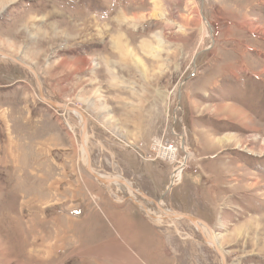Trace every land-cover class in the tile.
I'll return each instance as SVG.
<instances>
[{
  "label": "rangeland",
  "instance_id": "374dc122",
  "mask_svg": "<svg viewBox=\"0 0 264 264\" xmlns=\"http://www.w3.org/2000/svg\"><path fill=\"white\" fill-rule=\"evenodd\" d=\"M0 50L85 114L110 184L77 115L0 57V264H221L107 177L206 222L227 264H264V0H0Z\"/></svg>",
  "mask_w": 264,
  "mask_h": 264
},
{
  "label": "water",
  "instance_id": "95a60500",
  "mask_svg": "<svg viewBox=\"0 0 264 264\" xmlns=\"http://www.w3.org/2000/svg\"><path fill=\"white\" fill-rule=\"evenodd\" d=\"M0 57L12 60L14 63L18 64L19 66H21L22 68H24L25 70H27L28 72L33 74V76H35L36 82L38 83V86H39V84H41V80H40L37 72L35 71V69L32 66L28 65L27 63H25L21 59H19L17 57H13L10 54H7V53H5L3 51H0ZM37 94H38L39 99L43 103L51 106L54 109L63 110V111L66 110L69 113H72V114L73 113H78V114H80L82 116V119H83V130L80 133L79 139H80V146H82L81 150L83 149L85 151V153H86V147H87L86 140H87V134H88V119L85 116V114L83 112H81L80 110L76 109V108H73V107H69L68 108V107H65L61 103H57V102L49 99L48 97H46V95H44V92L39 91V93H37ZM83 150H82V155L84 157ZM86 155H87V164L90 165V168L87 167V166H85V168L90 173V175L97 181V183L99 185H101L103 188H105L109 192V188H108L109 185L107 183L106 184L103 183L100 180V177H99L100 175L94 170L93 165H92V159H91V157L89 155L88 150H87ZM172 186L173 185L171 184L169 186V188L172 187ZM134 192L136 194H138V196H140L141 198L143 197L144 200H148V201L152 202L154 204L155 208L157 209V213H160L164 217V220H185V221H188L191 224H193L199 230L200 234H202V236H203V238L205 240V243L210 245V247H212L213 251L219 256V258L221 259V264H227L226 257L224 255V253L222 252L221 248L219 247V244H218V241H217V239H216V237L214 235V232L212 231L211 227L206 222H204L203 220H201L199 218H196L194 216H190V215H184V214H178V213H172V212H169L170 214H165L164 213L165 209L162 206V201L161 200L157 201V200L147 196L146 194H144L141 191L136 190V189H134ZM129 197L130 196H128L127 199L132 201L141 210V212L147 218H150V219H153V220H158V217L153 215V214H151V213H149L147 211V209H145V207H143V205L141 203L136 201L134 198L132 199L131 197L130 198ZM203 227L207 230L209 237H207L205 235V233L203 232V230H202Z\"/></svg>",
  "mask_w": 264,
  "mask_h": 264
},
{
  "label": "bare ground",
  "instance_id": "6f19581e",
  "mask_svg": "<svg viewBox=\"0 0 264 264\" xmlns=\"http://www.w3.org/2000/svg\"><path fill=\"white\" fill-rule=\"evenodd\" d=\"M1 51V50H0ZM33 75V74H32ZM34 79H35V76H34ZM35 82H36V79H35ZM36 84H37V87H38V93H39V91H41V92H43V86H42V84H39V86H38V83L36 82ZM45 95V94H44ZM56 102V101H55ZM57 103H60V102H57ZM61 104H63L65 107H68L69 108V106H67V105H65L64 103H61ZM69 113V112H68ZM74 115H77V117L79 118V120H80V122H83V119H82V116L80 115V114H78V113H73ZM83 130V123H82V125H81V131ZM86 145H87V140H86ZM83 150V149H82ZM87 150H88V148L86 147V153H87ZM83 152H84V157H85V160H86V162H85V166H86V163H87V155H86V153H85V151L83 150ZM87 167H89L90 168V165L89 164H87ZM100 177V180L103 182V183H105L106 184V180H105V178H103L102 176H99ZM181 178V167H179L178 169H176L175 171H174V173H173V175H172V181H171V183H170V185L172 184V185H174V180L175 179H177V180H179ZM106 179H108L109 181V183H111L110 181H112V180H114L115 182H117L118 184H120V185H122V186H124L125 187V189L124 188H122V189H120L119 188V190L125 195V198H127L128 196H130L129 194H131V193H133V195H137V197H138V200H140V201H138L139 203H141V204H143L142 202L144 201V198L142 197H140V196H138V194H136L135 192H134V189L130 186H128V184H125V180H123V179H120V178H110V177H107ZM110 185V184H109ZM128 191H127V190ZM132 199H133V197L132 196H130ZM129 197V198H130ZM164 208V207H163ZM156 209V208H155ZM165 209V208H164ZM148 211V210H147ZM156 211H157V209H156ZM148 212H151V214H154L155 216H157L158 217V220H155V221H159V222H162L163 220H164V217L160 214V213H156V212H152V211H148ZM165 214H170L169 213V211L168 210H166L165 209V212H164ZM153 220V219H152ZM203 232L205 233V235H207L208 234V232H207V230L203 227ZM207 233V234H206ZM208 237H209V235H208Z\"/></svg>",
  "mask_w": 264,
  "mask_h": 264
},
{
  "label": "built area",
  "instance_id": "2783aa9c",
  "mask_svg": "<svg viewBox=\"0 0 264 264\" xmlns=\"http://www.w3.org/2000/svg\"><path fill=\"white\" fill-rule=\"evenodd\" d=\"M157 152L160 157L173 158V156L176 155L177 148L174 144H166L165 146L160 145Z\"/></svg>",
  "mask_w": 264,
  "mask_h": 264
},
{
  "label": "crops",
  "instance_id": "0c3cea01",
  "mask_svg": "<svg viewBox=\"0 0 264 264\" xmlns=\"http://www.w3.org/2000/svg\"><path fill=\"white\" fill-rule=\"evenodd\" d=\"M19 220H22V218ZM115 251H116V248L114 246H109L108 248H106L105 251L103 253H101L102 257L107 255V257L104 258V261L109 263L112 259V256L114 255Z\"/></svg>",
  "mask_w": 264,
  "mask_h": 264
},
{
  "label": "trees",
  "instance_id": "16d2710c",
  "mask_svg": "<svg viewBox=\"0 0 264 264\" xmlns=\"http://www.w3.org/2000/svg\"><path fill=\"white\" fill-rule=\"evenodd\" d=\"M233 100H234V97H233ZM245 102H246V101H245ZM255 108L258 110V113H257L256 115L261 116L260 106L255 107ZM261 118H262V117H261Z\"/></svg>",
  "mask_w": 264,
  "mask_h": 264
}]
</instances>
